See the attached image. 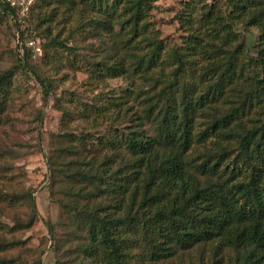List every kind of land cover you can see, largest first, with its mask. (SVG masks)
<instances>
[{
	"label": "trees",
	"instance_id": "obj_1",
	"mask_svg": "<svg viewBox=\"0 0 264 264\" xmlns=\"http://www.w3.org/2000/svg\"><path fill=\"white\" fill-rule=\"evenodd\" d=\"M156 1L37 0L23 17L0 4V20L18 31L16 67L41 85L20 30L27 20L42 28L45 63L84 64L89 86L118 77L130 85L59 108L65 132L53 136L46 164L51 182L68 185L66 236L75 246L66 256L264 264V0H185L177 41L151 21ZM13 78L0 74V117ZM73 120L85 126L69 132Z\"/></svg>",
	"mask_w": 264,
	"mask_h": 264
},
{
	"label": "rangeland",
	"instance_id": "obj_2",
	"mask_svg": "<svg viewBox=\"0 0 264 264\" xmlns=\"http://www.w3.org/2000/svg\"><path fill=\"white\" fill-rule=\"evenodd\" d=\"M183 1L155 2L151 21L162 37L177 41L180 35L177 15ZM12 24L8 17L0 20V74L12 72L15 82V94L0 117V264H37V260L40 264H71L66 252L75 244L66 236L70 234L71 222L66 219L70 208L63 206L67 203L63 194L68 185L51 182L46 164V157L58 147L53 136L65 132L59 108L71 106L69 100L77 97L91 103L98 95L121 93L130 85L125 78L118 77L89 86L87 73L82 69L84 64L73 69L57 60L45 63L42 28L35 30L31 20H27L20 30H24L23 41L31 52L32 71L45 80V85H41L32 72L16 67L22 49L18 48V31L14 32ZM257 35L255 28L244 32L251 45L256 43ZM31 40L34 47L28 45ZM83 126L81 121L73 120L66 127L73 132ZM100 129L102 132L106 128ZM30 196L35 210L30 206ZM31 218L34 222L29 225ZM47 223L53 228V238Z\"/></svg>",
	"mask_w": 264,
	"mask_h": 264
},
{
	"label": "built area",
	"instance_id": "obj_3",
	"mask_svg": "<svg viewBox=\"0 0 264 264\" xmlns=\"http://www.w3.org/2000/svg\"><path fill=\"white\" fill-rule=\"evenodd\" d=\"M36 2L37 0H0L1 5H5L14 10L18 17L27 16ZM28 45L34 47L35 42L31 40L28 42ZM35 49L39 51L38 47H35Z\"/></svg>",
	"mask_w": 264,
	"mask_h": 264
}]
</instances>
